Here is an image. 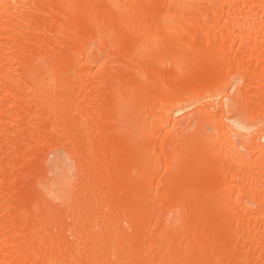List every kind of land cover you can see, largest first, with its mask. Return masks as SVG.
<instances>
[{"label":"bare ground","instance_id":"obj_1","mask_svg":"<svg viewBox=\"0 0 264 264\" xmlns=\"http://www.w3.org/2000/svg\"><path fill=\"white\" fill-rule=\"evenodd\" d=\"M0 264H264V0H0Z\"/></svg>","mask_w":264,"mask_h":264}]
</instances>
